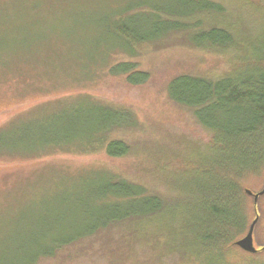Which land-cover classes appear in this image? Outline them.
I'll return each mask as SVG.
<instances>
[{"label": "rangeland", "instance_id": "rangeland-1", "mask_svg": "<svg viewBox=\"0 0 264 264\" xmlns=\"http://www.w3.org/2000/svg\"><path fill=\"white\" fill-rule=\"evenodd\" d=\"M207 1L220 4L224 19L239 26L234 34L240 42L264 25V0ZM179 8L177 0H0V261L26 262L27 248L43 249L49 233L56 235L61 226L74 232L70 229L79 220L77 231H84L88 216L101 214L94 192L103 188L105 174L165 193L164 182L170 186L174 176L181 180L190 160L204 150L207 133L187 110L168 99L167 86L181 75L214 79L233 72L242 53L197 46L189 39L192 30H185L135 45L132 55L123 51L135 41L117 31L131 28L152 37L150 25L160 22L154 9L177 13ZM193 20L201 22L202 16ZM163 21H169L162 23L167 27L194 22L174 17ZM120 62L135 63L148 81L128 85L124 72H108ZM104 107L127 112L135 121L121 133L131 147L124 158L110 159L101 152L52 155L37 146L33 153L22 154L25 150L16 145L54 135L58 143L66 144L79 133L73 134L63 116L72 123L92 120ZM245 185L251 193L245 192L251 197L249 221H256L252 238L257 252L240 250L231 259L264 264V173L246 176ZM157 246L149 245L144 235L133 237L115 228L39 264L180 263ZM161 248L165 256L159 259Z\"/></svg>", "mask_w": 264, "mask_h": 264}, {"label": "trees", "instance_id": "trees-1", "mask_svg": "<svg viewBox=\"0 0 264 264\" xmlns=\"http://www.w3.org/2000/svg\"><path fill=\"white\" fill-rule=\"evenodd\" d=\"M177 5L182 12L154 9L161 19L150 25L152 37L139 35L131 28L117 31L123 38L135 41L127 43L130 46L123 51L132 55L135 45L185 30H192L189 39L197 46L220 53L229 49L242 53L236 59L233 72L214 79L181 75L167 86L168 99L187 110L194 123L207 133L204 150L190 160L189 169L181 174V180L174 176V179L170 177V186L164 182L167 193H159L148 184L144 186L104 173L103 188L94 192L101 214L96 218L88 216L89 224L84 231H77L79 220L70 229L74 232H65L68 230L65 226H57L58 233H49L43 249L27 248L24 253L30 254L22 264L50 260L69 246L115 228L133 237L144 235L149 245L162 246L166 254H173L181 264H244L235 263L231 257L241 252L234 244L245 236L251 224L247 203L251 197L245 193V178L264 173V25L249 31L248 41L240 42L234 34L239 26L224 19L226 12L220 4L207 0H177ZM199 15L202 21L195 22L193 17ZM168 17L194 22L189 26L167 27L162 23H169L163 21ZM108 72H124L126 83L133 86L146 83L149 77L145 72L136 71L135 63L130 62L113 65ZM104 108L105 111L94 112L92 120L87 117L72 123L67 116L60 119L72 127L73 134L79 133L76 134L78 140L58 143L54 135L37 143L26 140L15 144L25 150L22 154L33 153L37 146L40 152L52 155L63 151L80 156L101 152L110 159L124 158L131 147L121 138V133L134 126L135 121L127 112ZM115 131L119 133H113ZM73 141H77V148ZM173 183L176 186L171 188ZM171 196L173 201L169 199ZM40 239L44 241L46 237ZM48 243L51 245L47 246ZM162 248L156 255L159 259L165 256ZM0 264L6 263L0 261Z\"/></svg>", "mask_w": 264, "mask_h": 264}, {"label": "water", "instance_id": "water-1", "mask_svg": "<svg viewBox=\"0 0 264 264\" xmlns=\"http://www.w3.org/2000/svg\"><path fill=\"white\" fill-rule=\"evenodd\" d=\"M247 195H251L250 192H246ZM261 195V194H259ZM258 195L254 197V201L257 199ZM256 221H253L252 224L250 225L249 229H248V233L247 235L242 238L241 240L235 242V246H237V248H239L240 250L247 252V253H255L256 250L253 246V238H252V234H253V230H254V226H255Z\"/></svg>", "mask_w": 264, "mask_h": 264}]
</instances>
